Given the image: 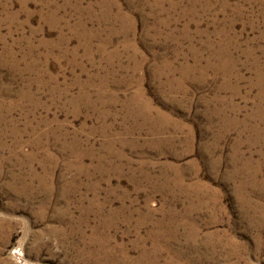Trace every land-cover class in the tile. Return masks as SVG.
I'll list each match as a JSON object with an SVG mask.
<instances>
[{"label": "rangeland", "instance_id": "1", "mask_svg": "<svg viewBox=\"0 0 264 264\" xmlns=\"http://www.w3.org/2000/svg\"><path fill=\"white\" fill-rule=\"evenodd\" d=\"M0 264H264V0H0Z\"/></svg>", "mask_w": 264, "mask_h": 264}]
</instances>
